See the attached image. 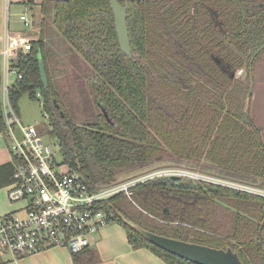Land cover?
I'll return each instance as SVG.
<instances>
[{
	"label": "trees",
	"instance_id": "trees-1",
	"mask_svg": "<svg viewBox=\"0 0 264 264\" xmlns=\"http://www.w3.org/2000/svg\"><path fill=\"white\" fill-rule=\"evenodd\" d=\"M118 2L128 4L129 58L120 52L109 0L41 2L34 14L39 37L19 57L23 77L10 91L15 110L22 94H40L42 109L52 116L51 130L41 132L57 141L63 161L88 184L114 182L156 164L264 188V144L248 106L254 64L264 54L263 2ZM22 3L31 7L34 0ZM73 71L98 110L83 125L69 118L55 87V76L62 75L73 89L80 78ZM3 172L10 183L12 166H0ZM132 191L100 205L132 247L149 248L169 264H194L150 243L123 218L170 238L230 247L243 264H264L263 197L184 177L153 178Z\"/></svg>",
	"mask_w": 264,
	"mask_h": 264
},
{
	"label": "built area",
	"instance_id": "built-area-1",
	"mask_svg": "<svg viewBox=\"0 0 264 264\" xmlns=\"http://www.w3.org/2000/svg\"><path fill=\"white\" fill-rule=\"evenodd\" d=\"M31 9L25 5L18 14L23 32L5 29L0 38V109L5 141L13 166L12 183L8 189L11 202L22 206L0 219V256L10 254L21 258L51 248H66L70 254L86 249L91 238L111 217L100 205L113 195H132V188L157 177L178 176L251 193L264 198V188L230 179L200 173L182 167H165L125 180L106 184H88L78 168L63 161L57 141L39 132L42 125L26 124L17 115L10 91L23 75L18 59L31 49L29 29ZM242 69L237 71L241 75ZM40 98V94H36ZM42 105V104H41ZM46 128L51 130L44 111ZM46 137L47 140H44Z\"/></svg>",
	"mask_w": 264,
	"mask_h": 264
},
{
	"label": "crops",
	"instance_id": "crops-1",
	"mask_svg": "<svg viewBox=\"0 0 264 264\" xmlns=\"http://www.w3.org/2000/svg\"><path fill=\"white\" fill-rule=\"evenodd\" d=\"M24 0H0V38L5 29L20 31L17 19L19 8H24ZM43 0H34L29 6L31 12L39 10ZM53 1V0H50ZM261 1L264 4V0ZM38 12V11H37ZM33 14V13H32ZM35 14V13H34ZM249 114L253 123L260 129V139L264 144V54L254 64L249 100ZM11 165V155L5 141L0 137V166ZM13 168V166H12ZM4 184L0 186V219L18 210L21 202L8 199V189L12 183L7 182L5 172L0 175ZM82 252V251H81ZM89 260H93L88 263ZM0 264H169L146 247H132L125 229L118 223L109 221L91 238L90 245L82 253L73 256L66 248H51L34 255L13 258L10 254L0 256Z\"/></svg>",
	"mask_w": 264,
	"mask_h": 264
},
{
	"label": "water",
	"instance_id": "water-1",
	"mask_svg": "<svg viewBox=\"0 0 264 264\" xmlns=\"http://www.w3.org/2000/svg\"><path fill=\"white\" fill-rule=\"evenodd\" d=\"M109 5L113 14V24H114V29H115L117 43L120 52L124 56L129 58L131 57V49H130L128 30L126 25L128 4L124 3L123 5H121L119 4L118 0H109ZM38 68H39V74L43 87H46L47 86L46 72L43 61L41 59L38 60ZM245 105H248L247 100L245 102ZM55 107L58 108L59 107L58 104L55 103ZM182 168L191 170V168L186 166H182ZM153 170H156V167H151L146 171L139 172L138 174H134L132 176H139ZM170 178L179 179L180 177L171 176ZM123 222L125 225L130 227L141 237H143L150 243L154 244L155 246L173 255H176L180 258L190 261L194 264H243L240 261L237 253L234 252L230 247H226L225 249H223V248L210 247L207 245L193 243V242H187L184 240L170 238L167 236L150 232L125 218H123ZM261 226H263V223L261 224Z\"/></svg>",
	"mask_w": 264,
	"mask_h": 264
},
{
	"label": "rangeland",
	"instance_id": "rangeland-1",
	"mask_svg": "<svg viewBox=\"0 0 264 264\" xmlns=\"http://www.w3.org/2000/svg\"><path fill=\"white\" fill-rule=\"evenodd\" d=\"M20 11H22V8H19ZM33 13V14H32ZM35 10L33 12L30 11L29 16L32 18V21H34V25L29 29L30 33L29 36L32 39H37L39 37L40 33V27L39 24L36 22V18L34 16ZM18 15V14H17ZM18 19V16H17ZM50 23V20H48ZM21 25V30L24 31V27ZM52 41L55 43L56 38L52 39ZM64 56V55H63ZM67 60V59H66ZM74 69V68H73ZM69 75H71L70 69H68ZM76 70V69H75ZM74 70V71H75ZM73 75H81L79 72H74ZM1 73V70H0ZM64 76V75H63ZM57 81L56 88L59 92V94L62 96V102L65 107V110L69 116V118L77 125H83L91 120L94 119V116L97 114L98 110L96 109L95 103L93 102V99L90 97L88 92L86 91V88L84 84L81 82V76L76 83L75 86H73V89L70 88L69 85L66 84L64 77L62 75L55 76L54 78ZM72 89V90H70ZM36 91H39L37 89ZM41 99L36 98V99H31L27 93L22 94L19 99L16 102V112L17 115L20 117V119L26 123V124H35V125H42L41 127L45 128L46 127V119L44 118V110L42 109L41 105ZM49 116H51L49 114ZM52 118V116H51ZM38 131L41 132V128L38 127ZM44 140H47L46 137H43ZM53 139V138H52ZM54 139L51 140V143L53 144ZM156 166V164L143 168L140 171L131 173V174H123L119 176L117 179L119 180H124L129 176H132L134 174H138L139 172H143L148 170L149 168ZM177 167V166H175ZM182 167V166H179ZM164 168L161 167H156L155 171L162 170Z\"/></svg>",
	"mask_w": 264,
	"mask_h": 264
}]
</instances>
